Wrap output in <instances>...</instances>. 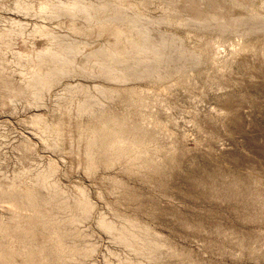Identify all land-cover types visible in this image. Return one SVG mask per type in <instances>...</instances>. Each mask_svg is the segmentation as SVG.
I'll return each mask as SVG.
<instances>
[{
    "label": "rangeland",
    "instance_id": "374dc122",
    "mask_svg": "<svg viewBox=\"0 0 264 264\" xmlns=\"http://www.w3.org/2000/svg\"><path fill=\"white\" fill-rule=\"evenodd\" d=\"M138 28L186 64L137 77ZM0 247L264 264V0H0Z\"/></svg>",
    "mask_w": 264,
    "mask_h": 264
},
{
    "label": "bare ground",
    "instance_id": "6f19581e",
    "mask_svg": "<svg viewBox=\"0 0 264 264\" xmlns=\"http://www.w3.org/2000/svg\"><path fill=\"white\" fill-rule=\"evenodd\" d=\"M141 27V26H140ZM138 33L141 35L144 45L147 46V49L153 50L155 53H157L160 57V60H149L147 61L146 65L142 66L141 68H138L135 70V75L137 77H156L160 78L164 76L167 70L170 69L171 65L174 63H178L182 60V65L180 67L184 66L186 64V51L183 48V45L177 44V39H166L163 35L161 36L160 40H158V36L153 35L152 33H148L144 28H138L136 29ZM124 34V31H123ZM129 35V34H128ZM72 48V47H71ZM140 49V48H136ZM174 50V51H171ZM72 51V49H71ZM177 54L178 56L174 55ZM102 56L108 57V52L103 51ZM72 59L69 58L68 55H56V61L61 64L62 68L59 70L61 73H67L68 68L65 66L71 62ZM102 65L104 68L114 71L111 64L107 61H102ZM1 248V247H0ZM6 261V250L0 249V261Z\"/></svg>",
    "mask_w": 264,
    "mask_h": 264
}]
</instances>
